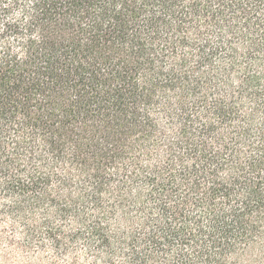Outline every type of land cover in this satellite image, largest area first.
<instances>
[{"label": "trees", "instance_id": "obj_1", "mask_svg": "<svg viewBox=\"0 0 264 264\" xmlns=\"http://www.w3.org/2000/svg\"><path fill=\"white\" fill-rule=\"evenodd\" d=\"M1 245L264 264V0H0Z\"/></svg>", "mask_w": 264, "mask_h": 264}, {"label": "rangeland", "instance_id": "obj_2", "mask_svg": "<svg viewBox=\"0 0 264 264\" xmlns=\"http://www.w3.org/2000/svg\"><path fill=\"white\" fill-rule=\"evenodd\" d=\"M5 237L8 239L9 238L14 239L13 234L9 231L6 232ZM2 250H6V248H4V245L0 246V251ZM6 252L9 253V251L7 250ZM1 253L2 252H0V254ZM9 257H11L10 263L12 264H53L51 259V254L47 251L44 253L42 252L41 255H37V252L32 251V253H30L29 255L20 258L17 257L16 252H14V254H9ZM0 264H4V263L0 260ZM58 264H62V258H59Z\"/></svg>", "mask_w": 264, "mask_h": 264}]
</instances>
